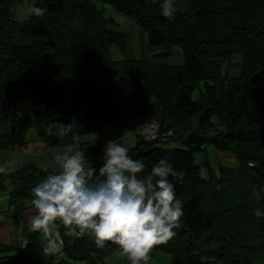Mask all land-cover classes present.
I'll return each instance as SVG.
<instances>
[{
	"label": "trees",
	"instance_id": "1",
	"mask_svg": "<svg viewBox=\"0 0 264 264\" xmlns=\"http://www.w3.org/2000/svg\"><path fill=\"white\" fill-rule=\"evenodd\" d=\"M161 2L36 0L45 14L17 20L15 7L26 0H0V149L37 138L64 147L71 134L61 137L60 123L75 121L79 147L98 173L104 153L99 140L92 145L94 130L153 118L159 136L138 134L129 156L146 165L141 176L161 160L173 166L168 179L184 215L176 235L151 256L167 251L170 264H264V191L259 199L252 194L264 188V0H175L172 19L162 15ZM105 6L145 34L132 57L130 34ZM176 46L181 60L172 63ZM209 147L231 159L219 162L220 154L213 164ZM52 164L0 173V202L6 198L0 218L9 212L23 227L21 264L93 263L96 253L119 251L111 242L98 248L88 234L64 236L57 222L63 250L43 252L41 234L30 232L28 221L32 189Z\"/></svg>",
	"mask_w": 264,
	"mask_h": 264
},
{
	"label": "clouds",
	"instance_id": "2",
	"mask_svg": "<svg viewBox=\"0 0 264 264\" xmlns=\"http://www.w3.org/2000/svg\"><path fill=\"white\" fill-rule=\"evenodd\" d=\"M160 7L165 18L174 17L175 0H162ZM46 11L36 0H26L23 7L28 17H41ZM76 128L75 121L60 123L59 135L71 134L72 142L52 149L53 171L32 189L29 231L41 234L47 255L63 250L65 240L55 227L59 222L66 229L64 236L88 234L98 248H104L106 242L117 245V254L130 264H149L153 248L176 235L174 229L184 215L183 203L168 179L173 166L161 160L141 176L146 165L129 156V147L120 137L106 143L97 173L79 147L82 137ZM45 131L53 135L51 125ZM261 191L264 188L252 194L259 199ZM254 214L262 215L258 208Z\"/></svg>",
	"mask_w": 264,
	"mask_h": 264
},
{
	"label": "crops",
	"instance_id": "3",
	"mask_svg": "<svg viewBox=\"0 0 264 264\" xmlns=\"http://www.w3.org/2000/svg\"><path fill=\"white\" fill-rule=\"evenodd\" d=\"M134 123L135 120L132 119L122 122L112 121L104 123L98 126L90 137L99 139L104 148L109 140H115L114 138H109L115 133L118 138L123 137L122 142L126 143L130 148L137 143L138 134L134 131ZM34 148L37 149V152L33 150ZM51 156L52 148L37 138L36 141L30 142L27 146L16 145L12 149L4 152L0 151V167L5 169L3 174L16 171L25 164H36L39 167L46 168L53 163ZM10 215L9 212H3L0 218V264H21L22 262L17 263L15 260L17 258L21 259L23 254V249L21 248L23 247V227L13 221H9ZM10 245L13 248L6 247Z\"/></svg>",
	"mask_w": 264,
	"mask_h": 264
},
{
	"label": "rangeland",
	"instance_id": "4",
	"mask_svg": "<svg viewBox=\"0 0 264 264\" xmlns=\"http://www.w3.org/2000/svg\"><path fill=\"white\" fill-rule=\"evenodd\" d=\"M25 3H22L20 5H18L17 7H15V18L17 20H25L28 18V16H25L24 12H23V7H24ZM102 5V4H99ZM107 7L106 10V14L107 16H112L119 24V27L124 30L125 32H127L128 34H130L128 43L130 46V50L128 54L130 57H132L133 53H138L139 52V48H141V46L143 45V41L146 39L145 34L142 33V31L139 29V27L133 23L129 21V24L126 23V21H128V19L123 16L121 13H119L118 11L114 10L113 8H111L110 6H105ZM176 48V55L173 57H170L168 60H170V62L172 63H178L181 60V57L179 55V51H181L180 47H175ZM174 48V49H175ZM142 51V50H141ZM182 60H183V55H182ZM21 119V115L18 119V121H20ZM213 133L215 131H212ZM109 138H118V136L114 133L112 134V136H109ZM94 138H92L93 140ZM30 142H32L30 140ZM30 144V143H29ZM28 144V145H29ZM213 149V148H212ZM211 147L208 148L209 153L211 155V157L213 158L211 161L214 164L216 161V156L220 155L221 153L218 152L216 153L215 151H212ZM35 152H37V149H33ZM1 152H4L5 150H0ZM218 161L219 162H224L225 161V157L224 156H220L218 157ZM231 162H233L231 160ZM228 162V163H231ZM202 175L204 178H208L209 177V173L208 170L206 168L205 165H202ZM216 175L217 177L220 178V172H219V168L216 167ZM2 202H1V208L2 207H6L5 203H6V198L2 197ZM28 206H30V204H28ZM0 208V209H1ZM13 209V206L12 208ZM9 221H12V219H8ZM6 222V221H5ZM118 250H115L113 252H109V253H96L93 255L95 261L93 263L88 262L86 259H73L72 263L73 264H128L130 263V261H128V259L126 257L120 256L117 254ZM15 261H17V263L19 262H24L25 259L24 258H17ZM171 262V253L167 252V251H157L155 252L152 256L151 259L149 261V264H170Z\"/></svg>",
	"mask_w": 264,
	"mask_h": 264
},
{
	"label": "built area",
	"instance_id": "5",
	"mask_svg": "<svg viewBox=\"0 0 264 264\" xmlns=\"http://www.w3.org/2000/svg\"><path fill=\"white\" fill-rule=\"evenodd\" d=\"M135 133L144 136L148 140L156 139L159 136V123L151 118H139L133 124ZM166 135H172V132H166ZM98 139H93L92 145L98 146ZM94 142V143H93Z\"/></svg>",
	"mask_w": 264,
	"mask_h": 264
},
{
	"label": "water",
	"instance_id": "6",
	"mask_svg": "<svg viewBox=\"0 0 264 264\" xmlns=\"http://www.w3.org/2000/svg\"><path fill=\"white\" fill-rule=\"evenodd\" d=\"M221 155L224 156L225 159H227V160H230L231 159V157L229 155H226V154H221Z\"/></svg>",
	"mask_w": 264,
	"mask_h": 264
}]
</instances>
